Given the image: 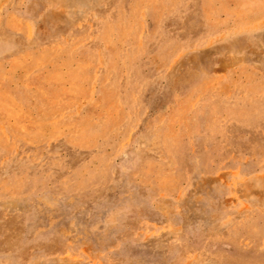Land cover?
Returning a JSON list of instances; mask_svg holds the SVG:
<instances>
[{
  "label": "rangeland",
  "instance_id": "1",
  "mask_svg": "<svg viewBox=\"0 0 264 264\" xmlns=\"http://www.w3.org/2000/svg\"><path fill=\"white\" fill-rule=\"evenodd\" d=\"M0 264H264V0H0Z\"/></svg>",
  "mask_w": 264,
  "mask_h": 264
}]
</instances>
